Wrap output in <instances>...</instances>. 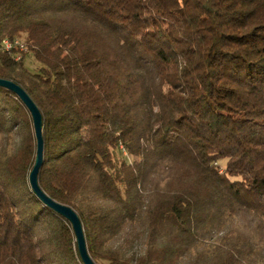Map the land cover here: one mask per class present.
Segmentation results:
<instances>
[{"label": "trees", "instance_id": "trees-1", "mask_svg": "<svg viewBox=\"0 0 264 264\" xmlns=\"http://www.w3.org/2000/svg\"><path fill=\"white\" fill-rule=\"evenodd\" d=\"M0 78L95 263L264 264V0H0ZM36 154L0 86V264H85Z\"/></svg>", "mask_w": 264, "mask_h": 264}, {"label": "water", "instance_id": "water-1", "mask_svg": "<svg viewBox=\"0 0 264 264\" xmlns=\"http://www.w3.org/2000/svg\"><path fill=\"white\" fill-rule=\"evenodd\" d=\"M0 86H3L15 92L26 105V107L29 109L33 118V125L37 140L36 159L29 175L30 185L33 192L45 205H47L59 215L71 222L74 233L77 238L78 248L84 263L97 264L94 262V260L89 254L83 224L78 213L71 206L54 200L40 186L39 173L44 163L45 141L43 136V114L39 106L36 104L33 98L26 92V90L13 80L0 78Z\"/></svg>", "mask_w": 264, "mask_h": 264}, {"label": "rangeland", "instance_id": "rangeland-1", "mask_svg": "<svg viewBox=\"0 0 264 264\" xmlns=\"http://www.w3.org/2000/svg\"><path fill=\"white\" fill-rule=\"evenodd\" d=\"M21 41L25 44L24 39L21 38ZM26 48H27V46H26V44H25V48H23V49L19 48V50L22 52V51H25ZM26 64L28 65V67H29L31 70H36V69H37V66H38V64H37V62L34 60L32 54H28V55H27V58H26ZM116 154H117V158H119V159H120V158H123V157L125 156V157L127 158V160H129V161L131 160L130 157H129L125 152H124L123 154H121V152L118 151ZM221 163L224 164L225 162L222 161Z\"/></svg>", "mask_w": 264, "mask_h": 264}, {"label": "built area", "instance_id": "built-area-1", "mask_svg": "<svg viewBox=\"0 0 264 264\" xmlns=\"http://www.w3.org/2000/svg\"><path fill=\"white\" fill-rule=\"evenodd\" d=\"M9 43H17V48H21V49L25 48V45L21 41V39H15L13 41H11V40H5L4 41V45H6L8 47V50H9Z\"/></svg>", "mask_w": 264, "mask_h": 264}, {"label": "bare ground", "instance_id": "bare-ground-1", "mask_svg": "<svg viewBox=\"0 0 264 264\" xmlns=\"http://www.w3.org/2000/svg\"><path fill=\"white\" fill-rule=\"evenodd\" d=\"M15 45L17 46V43H15ZM12 43H9V49H11L12 48ZM6 49H8V47L6 46Z\"/></svg>", "mask_w": 264, "mask_h": 264}]
</instances>
